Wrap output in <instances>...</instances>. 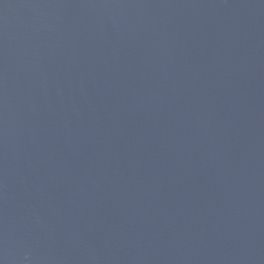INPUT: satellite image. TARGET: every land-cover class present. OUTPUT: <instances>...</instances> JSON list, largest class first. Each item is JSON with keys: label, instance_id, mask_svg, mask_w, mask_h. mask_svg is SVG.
<instances>
[{"label": "water", "instance_id": "obj_1", "mask_svg": "<svg viewBox=\"0 0 264 264\" xmlns=\"http://www.w3.org/2000/svg\"><path fill=\"white\" fill-rule=\"evenodd\" d=\"M0 264H264V0H0Z\"/></svg>", "mask_w": 264, "mask_h": 264}]
</instances>
